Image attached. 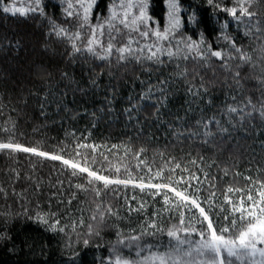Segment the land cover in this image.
Returning a JSON list of instances; mask_svg holds the SVG:
<instances>
[{
    "label": "snow or ice",
    "instance_id": "snow-or-ice-1",
    "mask_svg": "<svg viewBox=\"0 0 264 264\" xmlns=\"http://www.w3.org/2000/svg\"><path fill=\"white\" fill-rule=\"evenodd\" d=\"M260 2L230 0L229 6L224 0H207L212 9L244 23L245 37L264 41V26L256 10ZM66 3L61 20L47 13L43 0H31L26 7L5 3L2 8L14 18H43L40 43L46 50L52 44L64 45L59 53L64 66L55 69L59 76L54 79L47 65L34 64L30 87L22 88L19 95L9 92L7 101L0 93V117L4 118L0 156L16 164L23 156L30 164L23 173L16 167L7 168V182L0 181V198L19 204L16 213H0L5 219L0 244L10 243V251L17 250L10 224L20 216L53 234L67 237L71 229L79 241L78 229L85 227L84 210H74L72 203L79 193H88L95 208L83 234L85 246L91 237L100 236L108 220H117L116 240L99 264H264V157L256 160V153L249 151L248 163L255 160L256 175H244L241 186L220 188V181L230 172L233 180L241 177L240 172L232 171L236 157L243 155L237 151L243 139L238 134L254 132L258 137L264 132V43L250 52L237 37L224 34L225 22L218 39H223L227 48L214 46L204 31L197 32L201 20L196 12L184 15L182 0H164L163 21L150 13L149 0H104L102 9L101 0ZM189 28L191 34H186ZM7 47L19 50L21 44L7 40ZM52 51L55 56V49ZM214 61L225 73L223 78L215 71L212 78L207 76L205 70L214 69ZM97 62L107 67L106 73L96 71ZM189 63L194 66L189 68ZM121 70L131 74L133 90L124 97L126 104L117 109L121 94L116 81ZM105 75L106 82H102ZM250 82L254 83L249 86ZM136 83L139 93L135 92ZM180 97L182 102L175 109L170 107V101ZM85 104L94 107L89 110ZM21 115L33 121L34 134L51 122L61 128L63 138L55 139L54 144H49L47 136L26 139L18 126ZM86 115L92 119L85 128L70 123L64 128L66 121ZM106 117L109 125L123 117L125 139L109 144V132L97 142L93 133ZM157 132L165 141L162 145ZM145 139L147 144H134ZM259 147L264 151V140L259 141ZM205 150L213 155L205 156ZM224 151L232 153V165L217 162ZM41 163L58 166L64 176L48 183L52 191L47 211L39 202L44 184L34 176ZM24 181L31 184L18 192L17 185ZM106 197L123 200L127 222L131 225L135 212L136 226L126 229L120 208L106 203ZM146 197L152 201L147 207ZM7 207L11 209V205ZM73 211L80 213L78 219L71 215ZM64 247L72 249L71 238ZM78 255L72 252L71 264Z\"/></svg>",
    "mask_w": 264,
    "mask_h": 264
},
{
    "label": "trees",
    "instance_id": "trees-1",
    "mask_svg": "<svg viewBox=\"0 0 264 264\" xmlns=\"http://www.w3.org/2000/svg\"><path fill=\"white\" fill-rule=\"evenodd\" d=\"M9 0H0V2L8 3ZM225 3H228L230 6V0H224ZM43 3L47 5L46 11L49 15H55L58 20L63 19L64 13L63 9L66 8L65 5L60 0H43ZM150 13L156 19L163 21L165 19V4L164 0H149ZM101 9L104 7V0H101L100 4ZM182 9L185 16L190 15L193 11L196 12L197 17L201 20L197 32L204 31L208 40L213 43L214 46H219L221 48H227V44L223 39H218L221 36L220 29L227 22V27L223 28L224 34L237 37V41L240 44L245 45L246 49L250 52L256 47L259 43H264V41L256 40L254 38L245 37L243 35L245 31V24H238L226 13L220 12L219 10H214L211 6L208 5L207 0H182ZM256 10L259 13L261 24L264 26V0H261ZM43 18H37L35 21L28 19L25 20L17 15L15 18L11 14H4L2 8L0 7V47L3 48L0 51V93H4V99L7 101L8 93L14 92L16 95H19L21 89L30 87L31 83L29 77L35 78V73L32 72L34 64L43 63L47 65L49 70L53 73V78H57L59 73L55 71L58 67H63L64 63L60 59L59 53L64 50V45L56 43L52 44L46 50L44 46L40 43L42 35L40 32V20ZM247 23V22H245ZM252 24H255V21H252ZM252 31L255 32V28H252ZM186 34H191V29ZM198 39L199 36L197 35ZM7 40L19 41L21 47L19 50L10 49L7 47ZM53 49L56 51V55H53ZM96 68L97 72H100L102 69L104 72H107V67L103 64H99ZM189 63V68L193 67ZM209 78L213 77V71L220 77L223 78L225 73L220 69L219 63L214 61V69L205 70ZM139 75L140 73H135ZM119 79L116 83L119 84V92L121 98L116 103V108L120 109L126 104L124 97H127L129 93L133 90V80L131 74L125 75L123 70L117 73ZM102 82H106V75L101 78ZM24 82L23 84L21 82ZM251 83L254 82H250ZM140 85L135 84V92L139 93ZM222 97V93L219 94ZM69 101L71 96L68 97ZM183 100V97H180L177 100L170 101V107L175 109ZM85 107L91 110L94 106L92 104H85ZM75 107V106H73ZM80 111H83L81 109ZM13 117H16V113H11ZM2 117H0V123L3 122ZM19 130L22 131L26 139L29 140H40L45 136L49 137V144H54L55 139L63 138V131L59 126H54L49 122V126L44 129L39 134H34L32 132L33 121L29 118L28 115H21L18 118ZM58 119V118H57ZM91 115L79 116L77 119L71 122H65L64 128H69V123L71 127L77 129L85 128L91 121ZM254 123L259 125V121ZM155 130V129H153ZM123 129V117L118 122L112 124L107 123V117L105 120L101 121L99 129L93 133V136L99 142L100 138L108 135L111 132L112 139L108 141L111 143H118L120 139H125L122 135ZM147 132V129L145 130ZM129 136L132 135V132L128 133ZM156 135L160 137L159 144H164L165 141L161 136V133L157 132ZM238 135L243 136V139L239 141L238 152H242V156H237L235 160V167L232 171H238L241 173V177H237L235 180L231 178V172L229 177H225L220 181V188H226L229 184L234 186H241L244 184L242 177L244 175H256V162L253 161L252 164L248 163L249 160V151H254L256 153V160H260L261 157H264V151L259 147V141L264 140V132H261L257 137L253 132L251 135L244 136L243 133ZM147 144V140L134 141V144ZM253 147L250 149L249 146ZM229 149L233 147L232 144L228 145ZM123 149H121V154ZM153 154V149H149V157ZM205 156H212L213 153L205 150ZM157 163L159 158H156ZM218 163L223 162L224 165H232L234 163L232 159V153L230 151H224L222 155L218 157ZM134 163V161H133ZM9 167L19 168L22 173L27 172L30 168L27 158L21 157L18 164L7 159L4 156H0V181L7 182L8 176L6 175V169ZM251 168L252 171L249 172L248 169ZM216 171V169H213ZM35 177H39L44 184L42 195L39 197V202L41 209L43 211L48 210V197L52 191L48 187L49 181L52 183L55 182V179L59 176L61 179H64L62 173H60L58 166L54 167L52 164L41 163L38 165ZM75 182V181H74ZM31 184L30 181H24L17 185V191H21L23 188L29 187ZM65 187H67V181L65 180ZM29 196L31 197L32 193L29 191ZM129 196L132 195V192L127 193ZM137 200H140V194L137 191ZM217 195H220V192H217ZM35 199V198H33ZM222 199V197H221ZM66 200V197H65ZM147 201L146 207L152 204L150 198H145ZM105 202H111L116 207L120 208L121 217L125 218L124 227L127 229L129 226H136L137 214L132 213V222L131 225L127 222L126 213L123 207V200H112L110 197L105 198ZM11 205V209L7 207ZM136 206V202H133V207ZM83 208L84 210V222L85 227L79 228L78 232L80 234V239L77 241V233H74L69 229L68 236L63 234H53L51 232L45 231L44 228L33 220L27 219L25 217H15L11 220L10 224V235L13 238V242L16 245V251H10L12 245L10 243L0 244V264H71L69 257L72 255V252L79 253L75 257V264H99L100 257H106L109 254V245L114 243L116 240L114 224L117 223V220L110 219L107 224L101 229L99 237H91V243L88 246L83 244V234L87 232L86 225L90 223V215L95 208V202L93 196L88 193H79L78 198L73 200L72 208L79 209ZM154 207H159V205H154ZM53 210L56 209L55 200L52 201ZM35 211V207L33 206ZM151 210V209H149ZM11 211L16 213L19 211V204L13 200L9 199L5 202L0 198V213ZM71 215L74 218H79L80 213L78 211H73ZM143 215V214H141ZM5 219L3 215H0V230H3V225ZM71 238L72 249H65L64 245L68 242V239ZM165 241L167 237H164ZM99 245V247H97Z\"/></svg>",
    "mask_w": 264,
    "mask_h": 264
},
{
    "label": "rangeland",
    "instance_id": "rangeland-1",
    "mask_svg": "<svg viewBox=\"0 0 264 264\" xmlns=\"http://www.w3.org/2000/svg\"><path fill=\"white\" fill-rule=\"evenodd\" d=\"M64 5L65 7H67V3H66V0H60ZM31 2V0H9L8 3L9 4H16L18 7L20 6H28V4ZM4 2H0V7L3 8L4 6Z\"/></svg>",
    "mask_w": 264,
    "mask_h": 264
}]
</instances>
